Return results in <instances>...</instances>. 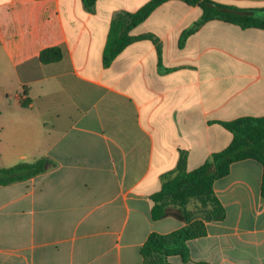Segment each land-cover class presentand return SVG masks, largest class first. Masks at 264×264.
I'll use <instances>...</instances> for the list:
<instances>
[{
    "label": "crops",
    "instance_id": "0c3cea01",
    "mask_svg": "<svg viewBox=\"0 0 264 264\" xmlns=\"http://www.w3.org/2000/svg\"><path fill=\"white\" fill-rule=\"evenodd\" d=\"M151 0H0V169L46 161L29 180L0 185V264H142L161 177L187 155L194 170L233 135L221 122L264 117V30L222 20L181 0L159 6L109 67L112 20ZM238 9L264 0H213ZM63 57L43 63L41 53ZM15 108L29 111L20 113ZM3 143V142H2ZM264 167L234 162L215 180L226 211L174 264H264Z\"/></svg>",
    "mask_w": 264,
    "mask_h": 264
},
{
    "label": "trees",
    "instance_id": "16d2710c",
    "mask_svg": "<svg viewBox=\"0 0 264 264\" xmlns=\"http://www.w3.org/2000/svg\"><path fill=\"white\" fill-rule=\"evenodd\" d=\"M87 9L92 10L98 0H83ZM171 0H151L135 13H120L111 22L108 42L104 51V65L112 62L129 45L139 40H153L161 56V46L151 35L134 36L131 32L163 3ZM190 6L202 9L201 20L190 34L211 20H222L243 29L264 30V6L238 9L213 0H181ZM63 57L60 48H50L41 53L43 63L56 62ZM233 135L228 147L215 153L210 160L194 170H188L187 155L183 153L176 169L162 175L161 190L151 199L154 220L176 218L185 226L170 234L152 233L141 248L142 264H174L173 257L183 262L191 260L188 243L206 235V223L222 221L226 211L214 192L215 180L229 174L234 162L254 159L264 167V117H242L220 123ZM46 161L20 163L0 169V185H9L29 180L45 171ZM264 195V178H263Z\"/></svg>",
    "mask_w": 264,
    "mask_h": 264
},
{
    "label": "rangeland",
    "instance_id": "374dc122",
    "mask_svg": "<svg viewBox=\"0 0 264 264\" xmlns=\"http://www.w3.org/2000/svg\"><path fill=\"white\" fill-rule=\"evenodd\" d=\"M2 96L0 93V154L2 153V151H4V142H5V138L2 137V132H1V122L7 117V112H13V108L10 107H6L3 102H2ZM17 111H21L20 113H26L28 114L29 111L27 110H20L19 108H15ZM3 142V143H2Z\"/></svg>",
    "mask_w": 264,
    "mask_h": 264
}]
</instances>
